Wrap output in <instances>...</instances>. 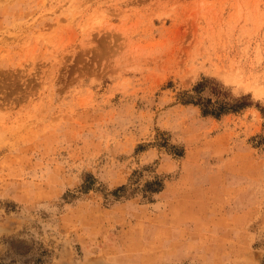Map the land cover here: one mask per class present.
<instances>
[{
  "label": "rangeland",
  "instance_id": "obj_1",
  "mask_svg": "<svg viewBox=\"0 0 264 264\" xmlns=\"http://www.w3.org/2000/svg\"><path fill=\"white\" fill-rule=\"evenodd\" d=\"M0 260L264 264V0H0Z\"/></svg>",
  "mask_w": 264,
  "mask_h": 264
},
{
  "label": "trees",
  "instance_id": "obj_2",
  "mask_svg": "<svg viewBox=\"0 0 264 264\" xmlns=\"http://www.w3.org/2000/svg\"><path fill=\"white\" fill-rule=\"evenodd\" d=\"M0 264H10V262H3L0 260Z\"/></svg>",
  "mask_w": 264,
  "mask_h": 264
}]
</instances>
